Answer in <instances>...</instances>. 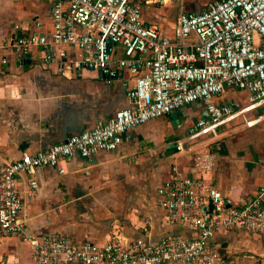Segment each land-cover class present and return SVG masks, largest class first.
Listing matches in <instances>:
<instances>
[{
  "label": "crops",
  "instance_id": "crops-1",
  "mask_svg": "<svg viewBox=\"0 0 264 264\" xmlns=\"http://www.w3.org/2000/svg\"><path fill=\"white\" fill-rule=\"evenodd\" d=\"M52 1L0 0V161L63 142L128 106L126 90L133 78L126 70L107 82L95 69L69 65L79 54L74 45H53L47 62H42L40 46H31L27 58L6 46L18 34L48 35ZM135 2L146 22L174 37L180 8L196 11L206 0ZM246 95L226 88L217 100L245 106ZM187 114L179 110L138 124L112 150L91 156L74 152L59 162L62 173L50 165L37 167L40 187L26 206L28 228L37 235L62 232L75 241L87 237L101 242L108 234L149 242L171 233L196 237L189 225L169 221L161 205L158 187L173 172L197 180L204 194L206 187L219 190L232 206L264 187V101L244 112L245 119L260 116L259 121L248 125L237 116L218 125L215 133L193 139L188 127L205 115L204 104L191 103ZM209 201L204 195V208L209 209ZM209 243L219 252L215 264H264L258 232L219 228ZM0 264H33L29 245L14 237L2 241Z\"/></svg>",
  "mask_w": 264,
  "mask_h": 264
},
{
  "label": "built area",
  "instance_id": "built-area-1",
  "mask_svg": "<svg viewBox=\"0 0 264 264\" xmlns=\"http://www.w3.org/2000/svg\"><path fill=\"white\" fill-rule=\"evenodd\" d=\"M50 18L48 35L18 34L6 46L21 57L40 46L47 62L53 45H74L79 54L70 66L95 69L107 82L126 70L133 84L126 90L128 106L105 122L0 161V243L13 237L27 243L33 264H215L219 252L209 239L219 228L255 231L264 240V187L232 206L219 190L206 187L204 194L197 180L176 171L158 187L161 205L169 221L189 225L196 237L171 233L149 242L108 234L101 242L75 241L57 231L35 234L26 214L40 187L37 167L50 165L62 173L59 162L74 152L91 156L112 150L125 131L150 119L179 110L188 116L187 107L202 102L205 115L192 120L189 139L215 133L237 116L248 125L259 121L260 116L245 119L244 112L264 101V0H209L196 11L181 7L174 37L146 22L135 0H53ZM226 88L245 90L248 103L219 102ZM204 195L213 204L210 211L203 206Z\"/></svg>",
  "mask_w": 264,
  "mask_h": 264
},
{
  "label": "water",
  "instance_id": "water-1",
  "mask_svg": "<svg viewBox=\"0 0 264 264\" xmlns=\"http://www.w3.org/2000/svg\"><path fill=\"white\" fill-rule=\"evenodd\" d=\"M24 57H28V54H26ZM21 60H22V58H21ZM213 207V204H212V202H211V200L209 201V211L211 210V208Z\"/></svg>",
  "mask_w": 264,
  "mask_h": 264
},
{
  "label": "trees",
  "instance_id": "trees-1",
  "mask_svg": "<svg viewBox=\"0 0 264 264\" xmlns=\"http://www.w3.org/2000/svg\"><path fill=\"white\" fill-rule=\"evenodd\" d=\"M208 1H209V0H206L205 4H206ZM205 4H204V5H205ZM243 200H244V199H243Z\"/></svg>",
  "mask_w": 264,
  "mask_h": 264
}]
</instances>
